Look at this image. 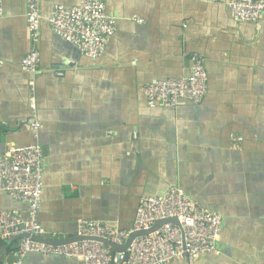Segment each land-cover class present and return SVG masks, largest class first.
<instances>
[{
  "label": "crops",
  "instance_id": "obj_1",
  "mask_svg": "<svg viewBox=\"0 0 264 264\" xmlns=\"http://www.w3.org/2000/svg\"><path fill=\"white\" fill-rule=\"evenodd\" d=\"M27 1L2 0L0 155L33 141L32 80L45 231L73 236L80 219L127 230L141 196L175 185L222 222L216 252L166 264L264 262V11L254 22L235 21L228 0H105L115 33L91 59L48 21L54 4L79 0H38L41 60L33 75L20 67L29 47ZM194 52L204 57L203 100L150 107L141 87L188 75ZM0 207L26 212L1 191ZM22 264L84 263L29 252Z\"/></svg>",
  "mask_w": 264,
  "mask_h": 264
},
{
  "label": "built area",
  "instance_id": "obj_2",
  "mask_svg": "<svg viewBox=\"0 0 264 264\" xmlns=\"http://www.w3.org/2000/svg\"><path fill=\"white\" fill-rule=\"evenodd\" d=\"M227 7L235 21L254 22L264 11V0H228ZM2 15L0 0V18ZM25 18L29 47L20 67L34 75L41 60L38 0L27 1ZM48 21L57 36L91 59L103 54L107 42L115 33V18L106 11L105 0H79L71 7L54 4ZM207 89L204 57L194 52L190 56L188 75L153 79L141 87V92L150 107H174L181 99L199 104ZM29 90L28 104L33 115L29 127L33 141L22 146H8L0 155V191L26 205L25 214L0 207V240L25 235L16 240L13 258L5 259L2 264H22L29 252L76 258L84 264H166L185 257L192 261L201 254L216 252L221 215L200 206L175 185H169L161 195L141 196L133 224L127 230L119 229L108 220L77 221L75 235L102 237L123 244L131 233L147 231L157 221L176 220L177 223L163 222L153 230L136 236L126 250H114L91 239L60 245L33 239V236L52 239L59 236L45 231L39 220L44 156L38 141L40 122L35 118V86L32 80Z\"/></svg>",
  "mask_w": 264,
  "mask_h": 264
},
{
  "label": "water",
  "instance_id": "obj_3",
  "mask_svg": "<svg viewBox=\"0 0 264 264\" xmlns=\"http://www.w3.org/2000/svg\"><path fill=\"white\" fill-rule=\"evenodd\" d=\"M163 222H173V223H177L176 220L174 218H168L166 220H160L157 221L154 226L145 231V230H139V231H135L133 233L130 234V236L128 237L127 241L123 244H116L108 239L102 238V237H96V236H77V235H73V236H69L67 238H44V237H39V236H33L32 238L39 241V242H44L47 244H51V245H60V244H65V243H70V242H74V241H80V240H84V239H91V240H96V241H100L102 243H104L105 245H107L108 247L114 249V250H126V248L129 246V244L133 241V239L138 236V235H142L147 233L148 231L153 230L156 226L160 225ZM22 236L25 235H17V236H12L6 240L3 241V244L0 247V258L3 254V252L5 250H7L14 242H16V240ZM185 259L187 260V258L185 257Z\"/></svg>",
  "mask_w": 264,
  "mask_h": 264
},
{
  "label": "trees",
  "instance_id": "obj_4",
  "mask_svg": "<svg viewBox=\"0 0 264 264\" xmlns=\"http://www.w3.org/2000/svg\"><path fill=\"white\" fill-rule=\"evenodd\" d=\"M13 244H16V242H14ZM9 251H10V249H9Z\"/></svg>",
  "mask_w": 264,
  "mask_h": 264
}]
</instances>
